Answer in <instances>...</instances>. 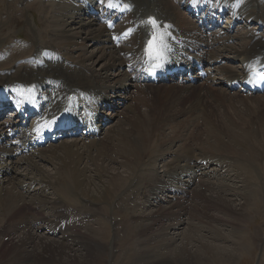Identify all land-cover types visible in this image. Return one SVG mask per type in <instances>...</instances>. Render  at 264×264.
Wrapping results in <instances>:
<instances>
[{"label":"bare ground","instance_id":"1","mask_svg":"<svg viewBox=\"0 0 264 264\" xmlns=\"http://www.w3.org/2000/svg\"><path fill=\"white\" fill-rule=\"evenodd\" d=\"M69 1L53 5L49 20L59 28L49 36L48 26L40 27L33 18L32 44L13 46L21 50L3 48L4 29L16 30L21 22L14 7L8 22L0 24V50L6 54L0 55V108L11 107L21 120L0 125V177L6 178L0 181V264H104L106 256V264H237L256 238L264 253V226L255 233L253 228L264 221L259 220L261 208L237 186L244 187L243 176H257L256 166L264 179V135L234 134L252 114L253 127H264V0ZM95 5L100 15L86 19ZM77 7L84 8L80 17L70 13ZM67 17L72 28L79 27L74 34ZM239 22L245 30L232 33ZM6 35L19 41L15 31ZM151 42L158 46V56L150 51ZM8 53L12 62L1 66ZM96 56L105 61L99 71ZM159 60L167 70H178L176 77L160 80ZM202 67L209 73L205 79ZM123 82H130V88ZM256 86L262 94L255 93ZM192 94L187 109L164 108L192 99ZM116 100L124 101V110L106 112ZM218 101H239L243 108L229 111ZM145 102L163 108H145ZM196 111L203 116L211 111L215 123ZM188 115L195 117L187 122L206 127L205 134L194 132L188 140L166 134ZM105 124H112V134L102 137ZM70 125L94 141L63 142L67 161L58 177L61 189L54 188L56 197L49 198L47 191L53 188L32 180L41 195L32 194L14 180L15 169L7 164L27 150L33 153L30 163L23 158L29 168H39L36 158L51 162L52 152L39 155L46 149L39 148L61 140L57 129ZM123 134L128 138L124 150L133 159L127 176L109 170L115 154L110 151ZM222 137L229 142L222 143ZM211 139L216 146L208 149ZM229 150L232 157L226 155ZM102 152L110 153L100 160ZM230 158L247 168L248 175L236 176L235 168H228ZM88 164L99 173L85 174ZM160 164L163 173L156 169ZM143 171L148 176L139 184L137 175ZM190 201L201 204L202 211L193 208L194 216L185 212ZM199 214L206 222L191 221Z\"/></svg>","mask_w":264,"mask_h":264},{"label":"rangeland","instance_id":"2","mask_svg":"<svg viewBox=\"0 0 264 264\" xmlns=\"http://www.w3.org/2000/svg\"><path fill=\"white\" fill-rule=\"evenodd\" d=\"M37 1L38 0H33V1H31V0H0V24L1 23H4V24L7 23L9 18L11 17V15H13V9L11 7H14L16 9L15 15L18 17L19 20L21 19L20 20L21 22L19 23L17 28H15L16 30H12L11 31V32L15 31L17 33L16 38L19 39V41H15L13 36H7L6 34L8 33L10 35L11 32H9L7 29L5 31V29L3 28L4 29V35L6 36L5 37V39H6L5 42L6 43H5L4 47H3L4 49H6L8 51L11 50L13 52V51L21 50V49H18V48H21L22 46H24L26 44H28V45L32 44V43H30V40H29L28 37H31L33 28L36 29V27L32 28V24L31 23H32L33 18L36 19V21L38 22L40 27L41 26L42 27L45 26L44 28H46L48 26L47 27V30H48V34L47 35L48 36L51 33H53L54 30L59 28V25H58L59 23L56 24L55 26H53L54 24L52 25L50 20H49L50 16H54L51 13L54 11V6L53 5L55 4V2L57 0H41L42 1V5L41 6L39 5V8H38V5L33 6V4L35 2H37ZM70 1H73V0H70ZM88 1H90V0H88ZM76 2H78L77 4H80V3H82V0H76ZM29 4H30L29 8L26 7ZM47 6H49L48 9H46ZM25 7H26L27 10L25 9ZM49 8H51V10H49ZM56 9H57V6L55 7V11H56ZM76 9H79V10L76 11L74 9L72 11V9H70V13L72 12L75 16L80 17L82 15V12H83L84 8L81 9L80 7H77ZM50 11H51V13H50ZM59 11L60 10H58L57 12H59ZM95 14L96 13H94L93 9L89 10L87 12L86 19H88V20H91V18H92V20L95 19L96 18ZM185 14H186V16L189 19L192 20V14L191 13L185 12ZM68 18L69 17H67L65 19V21L70 22L69 23V26H70L72 24V21H71V19H68ZM224 18H225V20H228L229 22L232 20L231 19V15H229L228 13L225 14ZM116 24H118V22H116ZM51 25H52V27H51ZM72 26H74V25H71V27H69L68 29L71 30V32H72V33L70 32L71 34H74L75 32H77L76 29H78L79 27H73L72 28ZM253 27L256 28L254 25L253 26L251 25L252 29H253ZM40 29H42V28H40ZM244 30H245V25L242 22H239L232 29V33L237 34V33L243 32ZM45 34H46V32H45ZM13 46L14 47H18V48H14ZM89 50L90 51L93 50L92 46H89L88 51ZM1 51H3L2 48L0 50V55H6L5 53H1ZM9 55H10V53H8L7 56H6L8 58L7 59L5 58L6 63L2 64L1 66H4V65L7 66L8 64H10L12 62V60H11ZM97 56L94 58V61L95 60L97 61L96 70L99 71L102 68V65L104 64L105 61H102V60L98 59ZM126 82H123V84H125ZM130 82L133 83L132 81H130ZM130 82L126 83V85H127L126 87L127 88L128 87L130 88V85H131ZM160 85H162V84H160ZM134 93H135V91H134ZM214 93H215L216 97H219V98L221 97L220 93H218L216 91ZM179 94L183 95L182 92H179ZM114 96H116V95L114 94ZM120 96L122 98H124V95L122 96L120 94ZM164 97H165V95H161V99L164 98ZM191 97H192V99L190 98L191 100L190 99H184V100H187V101H181V103H179V104L170 103V104L165 105L164 108L173 109L174 111H181V110L187 109V107L189 106L190 102L195 98V94L194 95L192 94ZM155 98H156V100H158V96L157 95H155ZM259 99H262V98H259ZM120 103H122L120 100H116L113 106L111 105L108 108H106V112L112 113V112H115V111L124 110V108H125L124 104H123L124 101H123L122 104H120ZM239 103L240 102L238 101L235 104L228 103V105H227L223 101H218L217 102V104L219 106H222V105L228 106V107H225V108H226V110L229 109V111H230V109L235 108V107H238L240 109L243 108V106L241 104H239ZM237 104H239V105H237ZM115 105H118L119 108H118V106H115ZM145 108H150V109L153 110V109H159V108H163V107H161L159 105L146 106V102H145ZM18 115L19 114L17 112L13 111L12 108H4L2 111H0V125L2 123H4V122H16V121H18L19 120V118H18L19 116ZM195 115H197V116H199L201 118L205 117L207 120H210V121L215 123L214 119L212 118V112L211 111L205 112L204 116H203L202 113L198 114V111H196ZM192 117H195V116H189L188 115L186 117V119H184L183 121H181L179 123H174V125L171 126V129L167 130L166 134L167 135L168 134L172 135L174 133L172 135V137L176 138L178 140H188L191 137V134L194 133V132L198 134V137L203 135V134H205L206 127H204L203 125L197 126L198 124L195 121L191 122V123L187 122V120H189V121L192 120ZM254 118L255 117L252 114V115H250L248 117V119H246L245 121L241 122V124L239 125L240 129L235 131L234 134L236 135V134H238V133H240L242 131H251V132L258 131L260 134L264 135V127H260L258 124H257V126L260 127V128L256 129V128L253 127L252 121L254 120ZM27 124L29 125L30 121L27 122ZM112 124H114L115 128L117 127V121L112 123ZM112 124H110V125L109 124H105L102 127V129L104 130L103 133L101 134L102 137L108 135L110 132H111L110 134H112V131H111L112 128L110 127ZM28 125H27V127H29ZM217 126H219V125H217ZM124 129L128 130L129 126H125ZM70 130L71 131H75L74 126ZM59 132L61 134H63V137H64L63 140H61L60 142L51 143V144H48V145H46L44 147H40L39 148L40 151L42 149L46 148V149H44V151H41L39 153V155H42V152H45V155H48L49 151L52 152V155H53V157L51 159L52 163L48 162V160L40 161L39 158H36L35 162L38 164L39 168L37 170L33 166H31L29 168L28 167L29 165H27L26 162L24 163V161L27 160L28 163H30L31 159H33L32 158L33 157V153L31 151L27 150L26 153H22L17 158V160L14 162V164H11V166L9 165L10 163L7 164L8 168L13 167L15 169V172L17 174V176H16L17 178L14 177V180L16 181V179H17V181L23 182L26 185V189L29 187V189H30L29 191H31L32 194H36L38 196L41 195L40 186H38V185L37 186L36 185L33 186L32 184H31L32 186L30 185L32 180H35V182L36 181L40 182L41 180H43L44 182H46V184L49 186V188H53V189H49L47 191V195L49 196V198H55L56 197L55 189L57 191H59L61 189V185L58 182V177L62 174V169H63L64 163L67 161V159L64 158V156L62 155V151H61L63 142L69 143V142L75 141L76 139L79 140L81 143H84V142L86 143L88 141H94V140H91V139H87L86 140V138L84 136H82V135L80 136V133L79 134H74V136H73L72 134L69 135L68 134L69 132H66V131L63 132V133L61 131H58V133ZM107 132H108V134H107ZM210 133L212 134L213 130H210L209 133H207V136ZM222 139H223L222 143L229 142V138L222 137ZM127 141H128L127 135L123 134L114 143V145L112 146V149L110 151V152H112L113 149L115 151V154L113 156L114 163L110 165V168L108 167L111 172H114V173H118L119 172V173H122V175H124V176H127L129 174V172L132 171V166H133V161H132L133 159H132L131 155L128 153V151L124 150V148L126 147ZM254 141L255 142H259L258 139H254ZM93 143L94 142H92V144ZM53 145H54V147L56 145L59 146V147L56 146L55 148L49 149ZM93 146H95V144ZM215 146H216V144H215L214 139H211V144L208 146V149L209 148H213ZM198 147L200 148L201 145H199ZM46 151H47V153H46ZM150 151H151V148H150ZM110 152H102V153H100V155H99L100 156L99 157L100 160H102L103 158H107L108 154ZM226 155H227V157H232L233 156V151H230V150L227 151ZM23 158H25L24 161H23ZM19 159H20V161L22 159V163H20V164H18L19 163ZM227 164H228V168L229 169H232V168H230V165L232 167H234L236 170L238 169V172L240 173L239 175H238L237 172H235V169H233V173L236 176H238V177L240 176L241 177L242 175H248V173H247L248 169L244 168V166L240 162H238L236 159H232V158L228 159ZM88 165H90V164H88ZM215 166H212V167L215 168ZM156 169H157V171L159 173H163V171H164V169L162 168L161 164L157 165ZM259 169L260 168H258L256 166L255 173H257V176L254 177V178H247V177L243 176V180L245 182L243 180H240V179H235V180H236L237 183L240 182V181L241 182L243 181L242 183L244 184V187H242V184L237 185L238 188H239L238 190H240L242 195L244 196V194L245 195L248 194V196H250L249 198H251L254 201V202L252 201L253 204H255V203L259 204V206L261 208V212L259 214V217H260L259 220H262V218H264V216H263V213H264V179L262 177H260V170ZM242 170L244 171V173H242ZM87 173H99V172L95 169L94 166L90 165L88 167V170L86 171L85 174H87ZM147 176H148V172L147 171H143V172L139 173L137 175L138 183L139 184L144 183L146 181V179H147ZM4 178H5V176H1L0 177V181L2 182V180L6 179V178L5 179ZM86 178L88 180V179L91 178V176H87ZM142 179H144V180H142ZM1 186L2 185H0V188H1ZM192 189H195V186ZM1 195L2 194L0 193V203H1ZM241 200H243V198ZM239 201H240V198H239ZM239 201H237L239 203V205H243L244 204V200L242 202L240 201L241 203ZM192 204H194L193 207H192ZM190 205L191 206H188L187 210L185 212L191 214L192 216H194V213H195L193 208H196V209L202 211V205L201 204L197 205L193 201H190ZM254 215L255 214L252 215V212L250 213V217H252ZM191 221L194 222V223H199V221L206 222L205 218L201 214H199V218L192 217ZM262 222H264V221L262 220L260 224H259V222H258V224H253L254 225V227H253L254 228V233H255V230L257 228H260L261 226L262 227L264 226V223H262ZM109 229H110V232H111L112 228H109ZM121 242H123V240ZM126 245H127L126 242L121 243L122 247H124ZM245 254H246V256L244 258L239 259L237 264H264L263 248L259 244L258 238H256V240L254 242H252L251 249L249 251H247ZM108 259H109V257L106 256L104 258V260H103V263L106 264Z\"/></svg>","mask_w":264,"mask_h":264},{"label":"snow or ice","instance_id":"3","mask_svg":"<svg viewBox=\"0 0 264 264\" xmlns=\"http://www.w3.org/2000/svg\"><path fill=\"white\" fill-rule=\"evenodd\" d=\"M151 23L153 24V25H155V21L153 20V21H151ZM160 39L162 40L163 39V37H160ZM150 51L154 54V55H159V49H158V46L156 45V43L155 42H151L150 43Z\"/></svg>","mask_w":264,"mask_h":264}]
</instances>
